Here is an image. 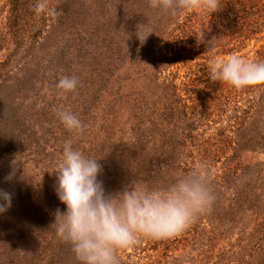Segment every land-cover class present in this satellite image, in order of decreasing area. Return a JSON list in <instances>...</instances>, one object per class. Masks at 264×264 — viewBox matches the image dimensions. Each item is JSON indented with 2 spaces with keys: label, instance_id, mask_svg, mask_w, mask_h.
Instances as JSON below:
<instances>
[{
  "label": "rangeland",
  "instance_id": "obj_1",
  "mask_svg": "<svg viewBox=\"0 0 264 264\" xmlns=\"http://www.w3.org/2000/svg\"><path fill=\"white\" fill-rule=\"evenodd\" d=\"M70 4L67 3L66 9ZM89 5L92 10L100 11L96 12L98 23L86 15L79 28L87 33L97 24L100 29L112 28L108 34L101 33L100 36L106 38L107 48L112 51L108 53L112 55L108 64L110 69L117 66L113 71L118 75V84L114 86L118 95H125L143 83H134L135 71L145 73L152 70L151 84L145 80L142 87L149 99L157 100L152 94L153 91L159 92L157 87H153L155 82L173 84L174 90L182 97L180 103L189 118L187 131L194 136L195 142V146L190 148V159L196 166L207 163L214 174L222 175L228 171L239 174L243 164L264 160V142L258 150L248 149L244 143L253 124L264 116L262 85L236 89L209 79V63L215 57L226 58L235 53L250 61L263 60L264 0H220V9L216 12L198 8L181 10L176 16L150 7L149 0H85L81 7L73 6L85 13ZM4 8L5 2L0 1V26L5 20ZM147 16L151 21L143 23L151 27L166 25L169 31L158 35L159 42L151 36L139 55L135 54V62L129 63L127 54L132 52L126 47L124 38L134 30L127 25L128 29L123 28L124 31L114 26L126 20H135L137 25L141 23L137 21ZM207 35L219 38L215 50H208L203 42L196 46V39ZM150 43L158 49L153 69L149 67L153 55L148 48ZM9 46L5 43L0 48V59ZM121 56L125 58L120 61ZM8 68L13 69V66ZM104 75L107 76L106 73ZM125 113L128 115L127 111ZM75 114L82 117L77 109ZM238 116H244L242 125L236 122ZM119 126L125 129L127 125L125 122ZM63 128L62 125L59 130ZM55 135L58 140L50 141L53 146L44 145L25 160L17 161L16 175L11 182L6 183L4 178L12 170L13 161L0 164V189L13 194L12 207L0 214V264H19L18 248H32L37 253L43 243L54 248L52 260L64 261V264L80 263L71 245L63 242L50 227L56 209H66L56 195V178L52 172L61 159L65 140L73 139L74 145L79 143L76 149L83 152L98 144V139H93L91 144L82 142L81 135L67 129ZM123 136L117 131L111 145L113 142L120 144L118 138ZM98 153L91 154L98 158ZM116 156H112L110 162H100L102 167L105 166L101 179L106 184L110 182L111 185L119 175L114 171ZM183 174L180 172L178 176ZM126 186L108 191L119 192ZM223 190V194L216 193L217 199L211 210L201 214L182 235L167 240L141 237L139 244L119 251L120 264H264V209L260 204L240 209L234 189ZM258 194V198H262L264 185ZM23 236L25 242L20 239Z\"/></svg>",
  "mask_w": 264,
  "mask_h": 264
},
{
  "label": "trees",
  "instance_id": "obj_2",
  "mask_svg": "<svg viewBox=\"0 0 264 264\" xmlns=\"http://www.w3.org/2000/svg\"><path fill=\"white\" fill-rule=\"evenodd\" d=\"M0 1L5 2L6 11L0 26V48L5 43L10 44L0 59V164L25 160L38 148L50 146V141L57 142L55 133L66 130H59L63 124L57 117V110L69 109L75 113L77 109L86 125L82 142L91 144L93 139H98V144L83 151L84 154L94 158L91 153L99 152V157H95L99 163L110 162L112 156H118L115 157L114 171L119 175L111 185L110 182L104 183L107 190L121 185L159 188L175 181L178 173H186L196 166L190 159L192 154H189L195 142L194 136L187 131L188 113L183 109L182 97L174 90L173 84L155 82L153 87L159 92L153 91L152 94L157 100L149 99L142 87L145 80L151 84L152 70L145 73L135 71L134 83H143L129 90L125 94L127 97L114 90L118 75L113 69L117 66L110 69L108 64L112 55L108 53L112 51L107 48L106 38L100 36L101 33L108 34L112 28L100 29L97 24L88 33L79 28L86 15L98 23L96 12L100 11L92 10L90 5L85 8V13L75 10L73 5L81 7L85 0H49L50 6L61 12L59 18H54L36 15L32 8L36 0ZM67 3H71L68 9ZM145 20L151 21V18L147 16L137 22ZM134 23L135 20H126L114 28L124 31L128 29L127 25L135 32ZM151 28V36L158 42V35L169 31L166 25L157 24ZM124 42L132 52L127 54L128 62L134 63L138 46L134 33L129 32ZM148 48L153 53L149 60V67L153 69L158 49L154 43ZM119 58L121 61L125 57ZM12 66L13 69L8 68ZM65 75L78 77L80 84L76 93H58L55 84ZM260 88L261 101L264 102V85ZM124 111L128 115L123 114ZM248 111L250 109L245 113ZM244 121V116H238L236 122L242 125ZM125 122L126 128L120 129L119 125ZM117 131L125 137L118 138L120 144L113 142L111 145ZM263 142L264 116L253 124L244 143L248 149L258 150ZM78 144L75 143L74 148H78ZM214 178L216 193L223 194L224 188L234 189L240 209L255 204L264 209V195L263 199L258 198L264 185V160L243 164L239 174L234 171L222 175L215 173ZM20 239L26 241L24 236ZM18 250L19 264H64V261L52 260L55 250L44 243L39 245L37 253L26 247Z\"/></svg>",
  "mask_w": 264,
  "mask_h": 264
},
{
  "label": "clouds",
  "instance_id": "obj_3",
  "mask_svg": "<svg viewBox=\"0 0 264 264\" xmlns=\"http://www.w3.org/2000/svg\"><path fill=\"white\" fill-rule=\"evenodd\" d=\"M149 6L172 16L181 10L220 9V0H149ZM36 15L59 18L61 12L49 0H36ZM153 34L149 24L138 23L134 36L137 54ZM133 34L130 35L129 39ZM217 37L196 39L208 50H215ZM209 79L227 83L236 89L264 85V60L250 61L235 53L226 58L215 57L209 63ZM80 81L76 76H62L55 84L60 95L76 93ZM57 117L69 131L82 135L86 125L69 109H58ZM73 139L63 143L61 159L54 172L56 195L66 209L57 208L51 224L56 235L71 245L80 264H120L119 251L140 243L141 237L167 240L179 237L203 213L210 211L217 196L211 166L201 163L178 176L165 188L126 186L110 192L100 177V160L86 156L74 148ZM17 161L5 176L6 183L16 175ZM13 194L0 189V214L12 207Z\"/></svg>",
  "mask_w": 264,
  "mask_h": 264
}]
</instances>
